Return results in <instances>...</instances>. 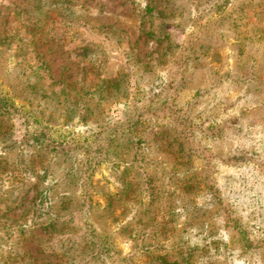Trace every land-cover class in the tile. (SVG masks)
I'll list each match as a JSON object with an SVG mask.
<instances>
[{"label":"rangeland","instance_id":"obj_1","mask_svg":"<svg viewBox=\"0 0 264 264\" xmlns=\"http://www.w3.org/2000/svg\"><path fill=\"white\" fill-rule=\"evenodd\" d=\"M72 1L80 10L82 29L99 27L92 38L105 47L103 75H127L126 96L105 101V114L117 119L126 108H137L145 120L157 116L152 132L160 134L161 146L150 154L153 162H163L159 167L169 179L173 155L177 159L178 174L170 190H178L160 209L162 253L176 264L186 255L190 264H264V0H156L157 11L173 25L175 44L168 64L159 59L167 41H149L143 33L145 0ZM51 3L52 13L61 15L58 0ZM34 5V0H0V31L17 25L15 14L35 11ZM42 25L53 30L47 39L44 34L36 38L30 56L45 60L56 79L74 80L82 67L69 61L65 68L67 51L60 37L71 43L64 33L81 34V29H63L55 20ZM73 41L72 46L84 44L81 35ZM132 47L138 58L132 59L137 67L131 73L125 63ZM154 50L152 64L144 69L139 58ZM1 79L7 87L18 82ZM173 122L179 126L173 138L162 140L161 130L170 129ZM123 169L119 162L98 166L93 222L100 233L113 234L126 254L135 249L134 262L147 264L154 253L143 252L137 240L129 239L132 225L128 217H121L122 204L113 197L111 207L106 196L116 193V175ZM171 203L173 209H165ZM34 234L43 236L41 231ZM23 247L38 250L31 237Z\"/></svg>","mask_w":264,"mask_h":264},{"label":"trees","instance_id":"obj_2","mask_svg":"<svg viewBox=\"0 0 264 264\" xmlns=\"http://www.w3.org/2000/svg\"><path fill=\"white\" fill-rule=\"evenodd\" d=\"M52 1L34 0L35 11L23 15L19 11L17 25L0 31V79L18 81L7 87L5 79L0 80V264H138L135 249L126 254L113 234L100 233L93 222L98 207L94 176L103 162L124 166L116 175V193L106 196L111 207L113 197L122 204L121 217H128L132 225L129 239L137 240L143 252L154 253L147 264H176L162 253L165 233L160 209L178 190H170L178 174L177 159L173 155L169 179L159 167L163 162H153L150 154L161 146V137L152 127L159 119L145 120L144 112L137 108L130 112L126 108L117 119L105 114V101L126 96L127 75L121 71L112 78L103 75L105 47L92 38L99 27L82 29L77 17L80 10L72 0H58L62 12L54 15ZM156 4V0H145L142 30L149 41H167L159 59L168 64L175 44L173 25L157 11ZM44 20L59 21L63 29H81V34L64 36L74 42L81 35L83 46H72L60 37L67 51L65 68L69 61L82 67L72 81L64 76L56 79L45 60L30 56L36 38L44 34L47 39L53 30L42 25ZM133 48L125 63L131 73L137 67L132 59L138 58V54L132 55ZM155 51L139 56L144 69L152 64ZM167 75L168 71L163 76ZM20 96L24 97L21 104L17 102ZM178 128L173 122L170 129L161 130L162 140L173 138ZM173 207L171 203L165 209ZM35 231L43 236L35 237ZM30 237L37 242L34 253L23 247ZM170 243L168 240L172 246ZM190 263L186 255L182 264Z\"/></svg>","mask_w":264,"mask_h":264}]
</instances>
